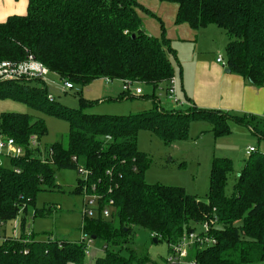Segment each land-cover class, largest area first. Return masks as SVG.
Returning a JSON list of instances; mask_svg holds the SVG:
<instances>
[{"label":"trees","instance_id":"1","mask_svg":"<svg viewBox=\"0 0 264 264\" xmlns=\"http://www.w3.org/2000/svg\"><path fill=\"white\" fill-rule=\"evenodd\" d=\"M177 4L174 22L200 30L214 24L225 31L226 68L251 85L264 86V0H160ZM137 0H28L25 15L9 16L0 22V61H22L28 55L42 62L61 80L86 84L98 78L109 81L164 86L174 69L167 40L148 34ZM148 11V10H147ZM40 78L0 80V99L26 104L69 124L65 143L55 142L51 159L44 161L28 146L29 138L47 133L45 122L33 114L0 113V135L11 137L24 150L10 157L11 166L0 164V224L16 219L20 210L33 206V216L50 209L35 207L38 193L53 189L55 168L77 169L82 176L75 193L96 194L98 210L109 199V217L99 212L83 215L82 232L104 243V255L94 264H161L148 262L127 245L133 229L148 230L156 241L170 244L205 222L214 244L194 245L187 260L194 264H264V153H251L237 172L232 192L226 193L233 171L228 157H214L209 185L203 197L183 187L151 184L144 172L147 155L137 147L140 129H148L166 143L185 139L192 121L212 125L219 137L230 132L228 121L250 127L264 139V118L219 110L187 107L165 110L153 94V109L128 115L86 113L93 101L83 97L78 108L56 103ZM125 88L112 98L130 96ZM263 124V125H261ZM75 157V160H73ZM86 183V186H83ZM25 217L21 220L24 230ZM126 247L128 255L121 249ZM83 241L35 240L32 234L4 236L0 264H83ZM165 263V259L164 262Z\"/></svg>","mask_w":264,"mask_h":264},{"label":"rangeland","instance_id":"2","mask_svg":"<svg viewBox=\"0 0 264 264\" xmlns=\"http://www.w3.org/2000/svg\"><path fill=\"white\" fill-rule=\"evenodd\" d=\"M137 1L144 8L138 10L144 28L155 37L161 39L163 36L167 40L168 46L172 48V51L168 53L173 69L177 74L179 53H182V50L186 48L184 44H195V38L188 40V36L183 33H179V38L174 35L170 37L167 34L176 26L174 21L169 22L168 20L172 17L173 12L175 14L176 7H173L172 3L165 10L166 13L162 16L163 18H160L157 15L158 9L152 6L157 5L158 0ZM211 26L215 28L214 30L219 31H202V34L200 32L201 35H198V39L200 42L204 41L202 45L204 49L211 48L214 54L220 53L225 57L227 43L225 32L216 25ZM45 83L49 92L53 94L56 103L70 108H78L81 97L93 101L92 106L84 108L86 113L128 115L152 110L153 101L136 96V87L142 90V95L153 94L165 110H185L187 108L182 103L174 106L165 94L162 84L157 87L145 83L132 84L130 96L113 100L112 98L123 89V83L119 80L106 83L104 79L98 78L86 84H74L73 89L64 91L63 81L56 73L50 71L45 77ZM1 110L26 112L44 120L47 133L40 137L37 141L38 144L33 147L40 158L46 156L53 143L58 141L65 143L66 141L69 124L64 119L47 115L11 99H0ZM228 125L230 132L216 137L212 133L210 123L202 120L192 121L188 128L187 137L170 143H166L160 136L148 129H140L137 136V147L147 155L149 160L144 172L146 181L151 184L180 186L188 193L203 197L208 189L209 172L213 158L228 157L233 162V171L229 175L226 186V193L229 195L232 192V185L237 172L249 156L246 154V149L253 146L258 149L255 152H264V140L259 139L250 127L235 121H228ZM0 158V164L5 167L11 166L9 156L0 154ZM80 176L77 169L55 168L56 187L41 190L35 201L37 209H50L49 213L45 216H33V206H29L26 212L20 210L16 219L0 224V244L3 242L4 236L18 238L24 233L32 234L35 240L81 241L84 238L87 245L83 264H94L96 258L104 255V243L99 238L89 241V237L82 232L83 195L74 192ZM83 186H86V183H83ZM23 217H25L24 230L21 228ZM199 229L200 227H197V231ZM127 246L134 249L137 255L146 256L148 262L161 264L169 252V246L165 241L154 242L150 232L141 227L133 229L131 242ZM121 253L123 255L129 254L126 247L121 249ZM67 264L75 263L70 261Z\"/></svg>","mask_w":264,"mask_h":264},{"label":"crops","instance_id":"3","mask_svg":"<svg viewBox=\"0 0 264 264\" xmlns=\"http://www.w3.org/2000/svg\"><path fill=\"white\" fill-rule=\"evenodd\" d=\"M158 1L159 2H156L157 5L152 6L158 9L159 13L157 15L163 18L162 16L166 13L165 10L170 7V2ZM27 5L28 0H0V22H4L12 15H25ZM171 5L176 7V14L177 4L172 3ZM150 8L152 7L150 6ZM175 14L174 12L172 13V17L168 19L169 22L174 21ZM211 25L214 24H210L200 30H194L187 23L176 24L175 28H173L170 33H167L170 37L172 35L178 37L180 36L179 33H183L186 34L185 36H188V40L195 38V44H184L186 48L182 50V53H179V60L177 59L179 66L178 75L175 71L173 74L176 79L177 97L186 107L193 106L196 108L219 110L221 112H231L238 115H252L258 118H264V86L257 87L251 85L246 82L241 75L230 71L227 72L226 66L216 61V53L214 54L211 48L208 50L204 49L202 46L204 41H199L198 35L200 32L202 34V31H219L214 30L215 28ZM143 29L148 33L147 29L144 28V23ZM155 34H157V32H155ZM225 37L227 42L226 34ZM108 81L109 80H107L106 83H108ZM119 81L122 83L121 80ZM121 91H119L115 97H117ZM144 98L151 100L150 96ZM1 112L3 111L1 110L0 113ZM184 264L193 263L187 260Z\"/></svg>","mask_w":264,"mask_h":264},{"label":"built area","instance_id":"4","mask_svg":"<svg viewBox=\"0 0 264 264\" xmlns=\"http://www.w3.org/2000/svg\"><path fill=\"white\" fill-rule=\"evenodd\" d=\"M216 61L221 65L226 66L225 58L218 54L216 57ZM49 69L40 61L35 59L31 54L27 56L25 60L22 61H10L3 60L0 61V80H11V79H20V78H40L45 82V77L49 73ZM107 81V79H105ZM63 81V90L73 89V85L70 81ZM131 83L123 85V88L130 91ZM135 93L141 95L142 90L139 87L135 88ZM165 94L168 98L173 102L174 106L181 104L179 98L176 93V79L172 76L168 80L167 89ZM49 98H54L53 94L49 92ZM39 139L36 136H31L29 138L28 146L33 148L38 144ZM53 150L50 148L48 153L42 159L47 161L51 159ZM255 151L253 146H249L246 149V154L250 155ZM24 152L23 148L15 143V140L11 137H5L0 135V154H4L9 157L20 156ZM1 160V158H0ZM75 160V157H73ZM78 173L86 179L88 176V170L82 166L77 167ZM83 214L89 217H94L98 214V212L104 217L107 218L111 214V208L113 207V200L109 199L105 205H103L99 210L98 204V196L96 194H89L84 192L83 194ZM208 224L205 222L200 226V229L197 231L186 232L181 236V238L175 242L170 244V249L167 257L165 258L166 264H184L187 261L188 251L194 246H206L215 243V239L210 237L208 232ZM89 237V236H87ZM89 237V241H90ZM84 242L85 246L87 243L84 241V238L81 240ZM194 264L193 261H190Z\"/></svg>","mask_w":264,"mask_h":264},{"label":"water","instance_id":"5","mask_svg":"<svg viewBox=\"0 0 264 264\" xmlns=\"http://www.w3.org/2000/svg\"><path fill=\"white\" fill-rule=\"evenodd\" d=\"M226 71L229 72L230 70L226 68ZM153 241L156 242V238H153Z\"/></svg>","mask_w":264,"mask_h":264}]
</instances>
